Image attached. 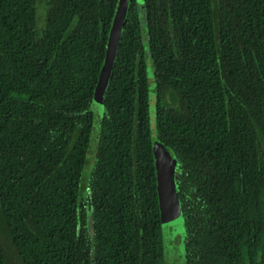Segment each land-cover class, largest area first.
<instances>
[{
    "label": "trees",
    "instance_id": "obj_1",
    "mask_svg": "<svg viewBox=\"0 0 264 264\" xmlns=\"http://www.w3.org/2000/svg\"><path fill=\"white\" fill-rule=\"evenodd\" d=\"M42 1L0 0V264H163L152 120L185 264H264V0H126L83 178L119 0Z\"/></svg>",
    "mask_w": 264,
    "mask_h": 264
},
{
    "label": "rangeland",
    "instance_id": "obj_2",
    "mask_svg": "<svg viewBox=\"0 0 264 264\" xmlns=\"http://www.w3.org/2000/svg\"><path fill=\"white\" fill-rule=\"evenodd\" d=\"M43 3L45 0L42 1ZM119 6V5H118ZM40 6L37 11V19L39 27L42 26L43 20V8ZM118 9V8H117ZM40 15V16H39ZM147 76L149 80V86L152 89L154 85L153 80V67L151 62L147 60ZM93 100L92 110H93V129L90 136V146L86 154V163L83 171L82 178L88 173L91 166L90 158L93 157L92 151H94L95 140H96V130L98 128V120L100 118L101 112L96 111V104ZM151 119H153V111L151 110ZM151 145L155 155V162L157 165V195L160 200V215H161V234L163 237V264H185L184 249H183V238H184V228L182 223V218L178 214L177 217L172 216L175 212L173 208H170L165 204V199L168 194L173 192L172 187L176 184L179 176V163L177 158L171 154L170 151L162 147L157 139L156 132L154 129V123L152 120L151 126ZM82 180V179H81ZM171 212V213H170Z\"/></svg>",
    "mask_w": 264,
    "mask_h": 264
},
{
    "label": "water",
    "instance_id": "obj_3",
    "mask_svg": "<svg viewBox=\"0 0 264 264\" xmlns=\"http://www.w3.org/2000/svg\"><path fill=\"white\" fill-rule=\"evenodd\" d=\"M118 5L119 6H118V9L114 17L113 27L111 29V34L109 38V46L107 49L106 58H105L103 67L101 69L99 80L97 82V86L94 92V101H95L94 104H96L95 106H96V111H98V114L99 112H101L102 107H103V94H104L107 81L111 73L114 56H115L116 49L119 43V34L123 26V19L126 15L127 1L119 0ZM98 123H99V120H98ZM165 204H167L170 208L174 209L173 211L175 212L172 214V216L177 217L179 212H178V206L176 203V199L173 193L168 194V196L165 199Z\"/></svg>",
    "mask_w": 264,
    "mask_h": 264
}]
</instances>
